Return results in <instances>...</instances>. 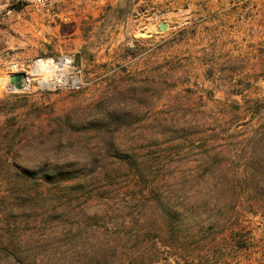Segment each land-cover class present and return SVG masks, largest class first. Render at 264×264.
Instances as JSON below:
<instances>
[{
    "label": "rangeland",
    "instance_id": "rangeland-1",
    "mask_svg": "<svg viewBox=\"0 0 264 264\" xmlns=\"http://www.w3.org/2000/svg\"><path fill=\"white\" fill-rule=\"evenodd\" d=\"M47 1L0 0V264H264V208H212L264 117V0H131L126 40L80 53L28 25Z\"/></svg>",
    "mask_w": 264,
    "mask_h": 264
},
{
    "label": "trees",
    "instance_id": "trees-1",
    "mask_svg": "<svg viewBox=\"0 0 264 264\" xmlns=\"http://www.w3.org/2000/svg\"><path fill=\"white\" fill-rule=\"evenodd\" d=\"M259 118L260 121L255 128L246 124L248 126L245 131L236 132L234 136H231L232 142L238 141L236 151L241 154L244 163L230 168L232 171L229 177L223 169L216 170L218 177H215V189L225 193L226 201L230 198V202L225 201L222 205L215 202L212 208L215 210L218 207V210H225L231 219L236 208L245 211L244 207H247L250 209L247 210L248 213L251 214L254 213L252 209L255 207L264 208V117L259 116ZM158 203L162 206L167 225L184 224L188 223L189 219H193L192 203L184 198H177L172 202L169 198L163 197L162 200H158ZM176 233L179 232L176 231ZM234 240L235 248L247 249L246 237L239 234Z\"/></svg>",
    "mask_w": 264,
    "mask_h": 264
},
{
    "label": "crops",
    "instance_id": "crops-1",
    "mask_svg": "<svg viewBox=\"0 0 264 264\" xmlns=\"http://www.w3.org/2000/svg\"><path fill=\"white\" fill-rule=\"evenodd\" d=\"M81 7L82 12L79 13ZM131 13V0H48L40 14L35 13V17L29 19L28 25L32 28L36 24L44 32L56 31L54 39L57 44L80 53L89 46L97 29L99 44L109 37L112 47L126 40ZM84 19L89 23L94 21L93 26L83 24L81 20Z\"/></svg>",
    "mask_w": 264,
    "mask_h": 264
},
{
    "label": "water",
    "instance_id": "water-1",
    "mask_svg": "<svg viewBox=\"0 0 264 264\" xmlns=\"http://www.w3.org/2000/svg\"><path fill=\"white\" fill-rule=\"evenodd\" d=\"M166 29V25L164 23H161L158 28V32H162ZM26 78V75L24 73H14L8 75L7 80V90L13 92V89L15 91H20L21 89V82L23 79ZM13 88V89H12Z\"/></svg>",
    "mask_w": 264,
    "mask_h": 264
},
{
    "label": "bare ground",
    "instance_id": "bare-ground-1",
    "mask_svg": "<svg viewBox=\"0 0 264 264\" xmlns=\"http://www.w3.org/2000/svg\"><path fill=\"white\" fill-rule=\"evenodd\" d=\"M61 67H63V65H59L58 68H57V69L59 70L60 73H61V70H60ZM50 78H51V77H50ZM51 80H52V78H51L49 81H51ZM26 81H27V78H25V79L22 80V82H21V89H20V90H23V88H24V86H25L24 83H25ZM12 89H13V88H12ZM13 91H14V89H13Z\"/></svg>",
    "mask_w": 264,
    "mask_h": 264
},
{
    "label": "built area",
    "instance_id": "built-area-1",
    "mask_svg": "<svg viewBox=\"0 0 264 264\" xmlns=\"http://www.w3.org/2000/svg\"><path fill=\"white\" fill-rule=\"evenodd\" d=\"M34 2L38 3V4H42L43 0H33Z\"/></svg>",
    "mask_w": 264,
    "mask_h": 264
}]
</instances>
